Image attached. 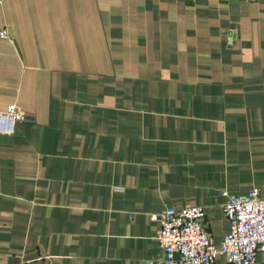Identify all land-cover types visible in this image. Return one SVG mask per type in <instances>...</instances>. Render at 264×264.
Here are the masks:
<instances>
[{"label":"crops","instance_id":"0c3cea01","mask_svg":"<svg viewBox=\"0 0 264 264\" xmlns=\"http://www.w3.org/2000/svg\"><path fill=\"white\" fill-rule=\"evenodd\" d=\"M0 27V264H160L167 208L218 248L224 193L264 197L263 1L0 0Z\"/></svg>","mask_w":264,"mask_h":264},{"label":"built area","instance_id":"2783aa9c","mask_svg":"<svg viewBox=\"0 0 264 264\" xmlns=\"http://www.w3.org/2000/svg\"><path fill=\"white\" fill-rule=\"evenodd\" d=\"M0 39H10L5 28L0 27ZM23 120L16 107L0 112V135H14L16 126ZM224 197L222 210L228 222V232L218 248L205 230V211L202 207H169L154 217L159 224L157 244L164 254L160 264H215L218 256L223 257L227 264H255L258 258L264 264V197L258 188L239 195L225 192ZM140 264H155V261Z\"/></svg>","mask_w":264,"mask_h":264}]
</instances>
